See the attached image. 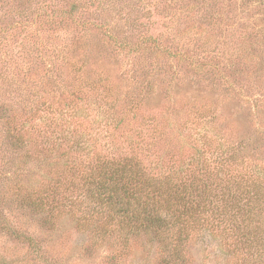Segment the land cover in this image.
Returning <instances> with one entry per match:
<instances>
[{
  "label": "rangeland",
  "instance_id": "obj_1",
  "mask_svg": "<svg viewBox=\"0 0 264 264\" xmlns=\"http://www.w3.org/2000/svg\"><path fill=\"white\" fill-rule=\"evenodd\" d=\"M128 132L144 139L138 157L151 172L185 165L184 178L200 177L229 157L264 173V0H0V264L160 263L158 244L124 247L85 206L82 177L98 159L134 156ZM47 189L58 208L50 228L32 205ZM178 230L184 264L261 257L258 244L232 254L227 229Z\"/></svg>",
  "mask_w": 264,
  "mask_h": 264
},
{
  "label": "trees",
  "instance_id": "obj_2",
  "mask_svg": "<svg viewBox=\"0 0 264 264\" xmlns=\"http://www.w3.org/2000/svg\"><path fill=\"white\" fill-rule=\"evenodd\" d=\"M78 11L73 6L66 14L75 15ZM127 136L125 139L134 156L100 158L94 172L82 177L84 198L88 205L85 206L90 209L93 206V212L106 218L111 228L110 237L120 239L124 247L128 238L150 240L152 244H158L156 250L161 256L159 264H184L187 244L178 234V229L187 226L193 229L201 224L211 234L227 229L221 232L234 240L236 247L231 251L232 254L241 245L251 248L258 244L262 253L256 255L261 256L257 264H264V183L259 176H253L257 172L264 174L262 169H255L250 162L234 158L231 163L237 166L232 168L228 164L231 158L225 157L213 169L206 172L204 169L200 177L184 178L185 165L175 168L176 176H165L145 168L143 159L138 157L144 139L138 138L133 132H128ZM10 142L15 149L24 150L22 146L25 141L12 133ZM147 154L150 153L147 151ZM220 174L227 177L224 182L218 177ZM229 180L232 183L226 184ZM28 200L36 202V197L29 196ZM50 200H54L53 194L47 189L44 198L38 200L37 205L32 204L35 208L33 212L44 217L46 228L53 225L52 213L58 209ZM84 218H88L86 214H83ZM8 228L10 235L24 242L29 250L34 253L41 251L36 238L18 232L11 226ZM206 230L202 237L208 239L209 232ZM228 230L230 232L227 234ZM223 235L220 236L223 238ZM213 236L219 239V246L214 253L226 256L230 251L228 242ZM202 241L208 243L203 253H209L208 248H212V244L205 239ZM247 251L238 252L245 256L241 264H250L253 260L247 257L254 254L250 253V249Z\"/></svg>",
  "mask_w": 264,
  "mask_h": 264
}]
</instances>
